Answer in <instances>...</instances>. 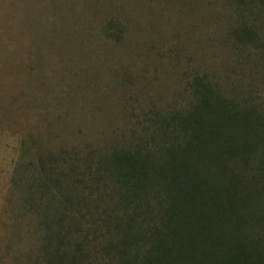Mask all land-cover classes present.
Wrapping results in <instances>:
<instances>
[{
    "label": "rangeland",
    "instance_id": "rangeland-1",
    "mask_svg": "<svg viewBox=\"0 0 264 264\" xmlns=\"http://www.w3.org/2000/svg\"><path fill=\"white\" fill-rule=\"evenodd\" d=\"M241 14L231 0H0V264H25L41 243L14 184L24 142L96 202L109 184L97 163L143 132L151 108L188 104L194 76L264 108V28L242 37ZM94 204L75 221L83 264L104 257Z\"/></svg>",
    "mask_w": 264,
    "mask_h": 264
},
{
    "label": "trees",
    "instance_id": "trees-1",
    "mask_svg": "<svg viewBox=\"0 0 264 264\" xmlns=\"http://www.w3.org/2000/svg\"><path fill=\"white\" fill-rule=\"evenodd\" d=\"M231 1L242 13L239 33L254 38L251 28H264V0ZM250 17L254 24L244 26ZM214 86L194 76L188 104L151 108L143 132L97 163V179L109 184L96 202L71 193L67 182L63 188L66 172L54 156L32 158L24 142L31 159L18 162L14 184L41 234L25 264H83L89 255L75 221L88 202L105 240L103 259L92 264H264V198L257 189L264 108L240 109Z\"/></svg>",
    "mask_w": 264,
    "mask_h": 264
}]
</instances>
